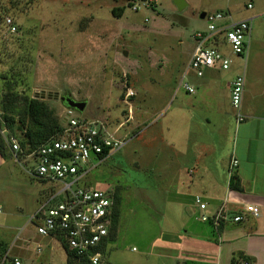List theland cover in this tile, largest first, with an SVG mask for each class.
<instances>
[{"label": "rangeland", "instance_id": "rangeland-1", "mask_svg": "<svg viewBox=\"0 0 264 264\" xmlns=\"http://www.w3.org/2000/svg\"><path fill=\"white\" fill-rule=\"evenodd\" d=\"M184 2L186 6L179 8L176 0H157L153 7H141L135 13L128 0H0V19L11 17L18 26V32L10 34L0 21V106L8 94L39 99L61 122L68 108L60 98L70 95L87 104L82 113L75 112L78 119L105 120L112 129L121 128L116 138L125 142L123 151L105 164L97 166L95 161L92 180L84 181L121 198L116 206L120 211L116 240L108 245L102 264L188 263L178 250L179 236L164 233L179 229L180 236L186 237L179 221L166 216L173 202L163 197L161 180L141 164L129 165L131 161L125 159L130 147L125 124L129 111L135 114L136 109L133 98L126 105L129 90L137 93L131 76L152 89L153 99L162 90L170 95L175 85V78H170L174 62L188 61L195 46L193 36L208 31L209 23L201 16L219 13L241 20L249 4L264 6V0ZM122 8L123 16L116 18L113 10ZM260 24L253 23L250 46ZM146 63L159 70L150 74ZM149 77L156 82L146 83ZM4 114L0 108V129L6 126ZM14 118L19 122L18 115ZM27 128L23 125L22 136ZM36 166L35 160L26 162L22 156L16 160L11 155L0 169V223L11 226L19 238L13 255H21V240L38 233V221L32 219L51 196V185L30 175ZM48 264H67L63 251L56 250Z\"/></svg>", "mask_w": 264, "mask_h": 264}, {"label": "crops", "instance_id": "crops-1", "mask_svg": "<svg viewBox=\"0 0 264 264\" xmlns=\"http://www.w3.org/2000/svg\"><path fill=\"white\" fill-rule=\"evenodd\" d=\"M252 6L253 9L247 7L248 11L242 12L241 20L234 21L230 15L226 22L249 21L253 31V23H263L257 27L254 44H248L247 56H235L223 39L218 40L219 50L231 60L228 70L217 66L198 77L190 68L196 46L193 39L195 46L189 60H177L171 69L170 78H175V85L170 88V95L162 90L153 99L152 89H145L143 82L135 75L131 76L137 93L133 97L127 96L126 105L130 106L128 100L133 98L131 103L136 109L135 114L129 111L124 123L125 138L130 139L125 159L127 163L131 161L129 165L141 164L161 180L165 188L163 197L173 202L166 216L179 221L186 237L180 236L179 229H166L164 233L179 236L178 250L190 264H264V6ZM248 12L251 14L247 15ZM251 40L252 34L249 42ZM145 66L150 74L159 70L147 63ZM239 76L245 77L240 111L245 120L241 123L231 102V86ZM182 81L188 82L196 92H187ZM148 82L153 84L156 80L149 77ZM93 120L104 123L115 138L121 131L120 127L112 129L105 120ZM122 151L113 152L101 164ZM233 158L239 166L231 177ZM6 161L0 154V169ZM233 182L238 184V190L231 188ZM196 197H201L207 204L206 212L200 211ZM248 205L257 208L258 217L248 216L239 224L228 220L219 226L201 222L202 215L213 218L220 211L232 218L244 213ZM13 231L11 226L0 223V247L10 252L19 241ZM21 242V255L11 254L24 264H48L59 249L66 262L68 260L66 249L56 239L37 233ZM38 246L43 250L40 253ZM233 259H236L235 263Z\"/></svg>", "mask_w": 264, "mask_h": 264}, {"label": "built area", "instance_id": "built-area-1", "mask_svg": "<svg viewBox=\"0 0 264 264\" xmlns=\"http://www.w3.org/2000/svg\"><path fill=\"white\" fill-rule=\"evenodd\" d=\"M157 0H128V6L135 13L140 8H151ZM253 9L252 5L248 6ZM230 18L222 14L206 15L208 31H198L193 39L196 42L190 68L198 77H203L207 69L219 66L228 70L231 60L218 48V40L223 39L235 56L243 57L247 53L252 34L249 21L227 24ZM264 20V15L262 16ZM0 21L10 34L18 32V26L11 17L3 16ZM183 88L190 94L196 92L188 82L182 81ZM245 77H237L231 86V102L233 109L239 114L238 121L244 122L240 114ZM135 96L129 90L128 97ZM72 109H67L63 118V129L58 137L39 146L29 154L22 151L19 140L7 137V144L13 156L19 160L22 156L26 162L35 160L37 166L29 171L30 175L43 183L51 185V196L48 202L37 212L32 222L38 221L37 232L43 237L56 239L62 246L77 257L87 259L91 264H102L105 255L100 247L109 236L114 210V193L96 190L84 181L92 170L107 159L113 152L119 151L125 142L109 133L104 123L96 120L78 119ZM4 135H8L3 127ZM95 158V160H94ZM96 161V163H95ZM239 162L233 158L230 176L233 177ZM53 186V188H52ZM196 204L201 212H206L207 204L201 197H196ZM2 214V208H0ZM259 216L255 206L248 205L244 213L232 218L220 211L213 218L202 215L203 222L212 221L216 226L224 221L239 224L248 216ZM38 252L42 247L38 246ZM0 264H24L11 254L10 250L0 248ZM242 264H248L244 262Z\"/></svg>", "mask_w": 264, "mask_h": 264}, {"label": "trees", "instance_id": "trees-1", "mask_svg": "<svg viewBox=\"0 0 264 264\" xmlns=\"http://www.w3.org/2000/svg\"><path fill=\"white\" fill-rule=\"evenodd\" d=\"M124 12L125 8L113 10V14L116 18H121ZM18 104H21L22 106L18 107ZM0 108L3 110V112H5L4 122L6 126L4 127L8 132V137L13 136L17 138L19 140L22 151L25 154L31 153L32 151L36 150L39 146L47 143L55 137H58V135L63 129V120L59 122L56 118H54L50 107L39 99H31L27 96L19 94H8ZM15 115L19 116L20 123L16 121V118H14ZM23 125L28 127L24 136L20 134V132L24 130ZM6 140L7 137L3 133V128H1L0 154L3 156V158L7 160L10 159V156L13 155V153ZM40 182L43 183V181ZM231 188L238 190V184L233 182L231 184ZM113 198L114 210L110 233L100 247L101 251L105 256L108 245L110 243L115 242L116 240V230L118 228L120 217V211L117 207L121 204V198L115 193ZM63 247L66 249L68 254L67 264H91L87 259L77 257L76 255L69 252L65 244L63 245ZM239 258L242 259V256H240ZM245 260L249 261L248 259ZM233 262L235 263L236 259H233Z\"/></svg>", "mask_w": 264, "mask_h": 264}, {"label": "water", "instance_id": "water-1", "mask_svg": "<svg viewBox=\"0 0 264 264\" xmlns=\"http://www.w3.org/2000/svg\"><path fill=\"white\" fill-rule=\"evenodd\" d=\"M176 4L178 5L179 8L185 7V2L183 0H176ZM202 19L205 18V14L201 16ZM58 97V96H57ZM60 101L68 108L72 109L76 112H83L87 106L86 102H76L74 101L71 96H64L60 98Z\"/></svg>", "mask_w": 264, "mask_h": 264}, {"label": "flooded vegetation", "instance_id": "flooded-vegetation-1", "mask_svg": "<svg viewBox=\"0 0 264 264\" xmlns=\"http://www.w3.org/2000/svg\"><path fill=\"white\" fill-rule=\"evenodd\" d=\"M65 96L67 97V96H69V95H65ZM71 98H72V97H71ZM72 99H73V98H72ZM73 100H74V99H73ZM74 101H76V100H74ZM76 102H77V101H76Z\"/></svg>", "mask_w": 264, "mask_h": 264}]
</instances>
